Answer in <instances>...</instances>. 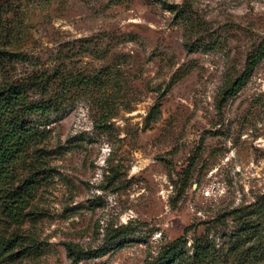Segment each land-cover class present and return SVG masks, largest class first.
I'll return each instance as SVG.
<instances>
[{
  "label": "rangeland",
  "instance_id": "374dc122",
  "mask_svg": "<svg viewBox=\"0 0 264 264\" xmlns=\"http://www.w3.org/2000/svg\"><path fill=\"white\" fill-rule=\"evenodd\" d=\"M0 4V88L32 71L50 102L16 165L31 197L18 218L0 201V264H264V0Z\"/></svg>",
  "mask_w": 264,
  "mask_h": 264
},
{
  "label": "trees",
  "instance_id": "16d2710c",
  "mask_svg": "<svg viewBox=\"0 0 264 264\" xmlns=\"http://www.w3.org/2000/svg\"><path fill=\"white\" fill-rule=\"evenodd\" d=\"M5 5L0 4V37H7L12 33V26L6 22ZM10 55H22L21 52L8 51ZM3 68V67H2ZM5 82L0 88V201L2 209L10 216L18 218L20 210L28 201L33 192L35 179L26 177L21 183L13 186L15 181L16 165L20 162L26 146L31 143L37 132L29 123L28 117L34 112L50 110V102L33 100L29 98V90L39 87V79L35 73L22 72ZM245 77V76H244ZM243 76L236 79L231 87L235 90L243 81ZM254 224L246 222L239 229V237L250 239L254 235ZM179 238H175L163 247L164 256L171 255L176 248ZM194 258L203 260H217V255L211 251L210 246L195 244ZM216 259V260H215ZM171 261V260H170ZM209 261L207 262V264ZM213 262H210L211 264ZM251 259V254L246 252L238 264H256ZM217 264V263H213Z\"/></svg>",
  "mask_w": 264,
  "mask_h": 264
}]
</instances>
